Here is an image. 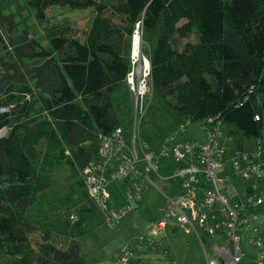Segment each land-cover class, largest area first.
Masks as SVG:
<instances>
[{"label":"trees","instance_id":"trees-1","mask_svg":"<svg viewBox=\"0 0 264 264\" xmlns=\"http://www.w3.org/2000/svg\"><path fill=\"white\" fill-rule=\"evenodd\" d=\"M54 6L96 12L83 34L60 27L44 46L28 19L46 23ZM139 22L154 42L155 92L175 98L179 116L235 128L237 148L264 140V0H0V130L8 129L0 138V264H86L74 232L88 227L96 237L105 213L88 194L85 170L98 159L102 135L126 132L113 97L127 84ZM42 159L65 162L82 192L67 208L68 240L60 244L31 238L40 232L32 213L42 215L47 201ZM128 194L120 207L131 203Z\"/></svg>","mask_w":264,"mask_h":264},{"label":"built area","instance_id":"built-area-1","mask_svg":"<svg viewBox=\"0 0 264 264\" xmlns=\"http://www.w3.org/2000/svg\"><path fill=\"white\" fill-rule=\"evenodd\" d=\"M142 36V23L139 22L132 36L131 69L126 84L132 98L134 115L133 146H128L126 132L122 127L115 129L109 136H101L98 159L85 170L88 194L105 213V223L109 227L120 224L133 210L132 203L141 197L142 181L145 180L152 187L165 184L166 179L160 175L159 163L161 160H175L179 163L175 176L180 180V193L175 197L166 196V215L154 225L155 234L166 232L169 227L185 229L201 243L205 264H242L246 257L241 247V233L244 230L254 234L249 238L251 243L257 246L264 244V238L259 235L260 228L252 224L264 217V140L237 148L231 157L234 174L228 172V152L221 143L224 127L221 121L209 119L203 124L206 142L197 139L178 141V132H175L164 139L160 152H147L149 148L140 142V130L155 88L151 53L148 48L145 49ZM136 37L140 38V44L135 52ZM3 109V112L7 110ZM7 132L8 129H1L0 137ZM138 145L144 155L142 158L138 153ZM223 170L225 177L219 176ZM150 174L158 176L157 183L151 180ZM237 177L246 183V200L240 196L230 200L221 191V185H224L229 193ZM134 178L140 180V183L137 181L136 191L127 196L131 203L119 210L110 209L109 199L112 196L108 186ZM70 222H79L78 215L73 213ZM140 241L150 246L156 243L145 237ZM122 260L123 264L127 262L126 258Z\"/></svg>","mask_w":264,"mask_h":264},{"label":"rangeland","instance_id":"rangeland-1","mask_svg":"<svg viewBox=\"0 0 264 264\" xmlns=\"http://www.w3.org/2000/svg\"><path fill=\"white\" fill-rule=\"evenodd\" d=\"M48 11L49 19L46 23H36L30 17L28 19L31 28H35L36 39L44 46H48L47 36L49 33L60 27H67L71 24L75 33L83 34L90 27L96 9L94 7L72 9L68 6H54ZM132 41L131 39L130 57L133 50ZM142 41L145 49L148 48L152 52L154 42L149 44L144 35ZM113 99L118 116L122 121L121 125L126 129L127 144L132 147L134 115L131 95L126 88H121ZM174 104H176L175 98L169 97L165 100L156 92L154 93L140 130V142L149 148L146 150L147 152H160L164 139L170 133L175 132H178L176 137L178 141L184 142L190 139H197L199 142L207 141L206 133L202 127L203 123L190 122L179 116L173 109ZM232 132L235 135L234 138L230 137ZM222 134L221 143L224 144L228 152V172L234 174L235 169L231 157L237 151V142L241 139V134L235 128L225 125ZM250 143L252 142L246 141L245 144L250 145ZM138 153L141 158L144 156L139 145ZM39 165L46 185L44 194L47 201L43 206L42 215L39 214V209L32 213L34 225L39 227L40 232L32 235L31 238L35 245L46 239L60 244L68 240L64 234L67 229H63L62 225L67 221V208L80 202L81 188L77 183V177L73 175L65 162H59L52 166L50 161L42 159ZM178 165L179 163L175 160L160 161V175L166 179L165 184L152 187L145 180L142 181L143 189L139 204L116 228H111L104 222L98 228L99 232L96 237L86 233L88 227L85 229V234L74 232L76 243H79L82 248L86 264H123V257L128 260L126 264H204V253L194 234L187 233L185 229L174 232L171 227L166 232L155 234L154 225L162 217V210L166 207V196L175 197L180 193V180L175 176ZM219 176L225 177L224 170L219 172ZM149 177L153 182H158L157 175L150 174ZM132 180L133 182L129 183L114 182L112 184L115 198L112 195L109 199L110 209L119 210L120 205L118 204L124 202L125 194L136 191L135 185L138 180L136 178ZM221 191L230 200H234L238 196L243 200L247 199L246 183L239 177L235 179L234 188L229 193L224 185H221ZM103 220L102 217L100 221L103 222ZM252 224L260 228L259 235L264 238V217L253 221ZM253 235L247 230L241 233V247L247 255L242 264H264V244L257 246L251 243L249 238ZM142 237L153 239L157 242V247L150 248L140 245L139 240Z\"/></svg>","mask_w":264,"mask_h":264},{"label":"crops","instance_id":"crops-1","mask_svg":"<svg viewBox=\"0 0 264 264\" xmlns=\"http://www.w3.org/2000/svg\"><path fill=\"white\" fill-rule=\"evenodd\" d=\"M122 88H126V89H127L126 86H125V87H122ZM120 89H121V88H120ZM120 89H119V90H120ZM119 90H118V91H119ZM127 90H128V89H127ZM118 91H117V92H118ZM117 92H116V93H117ZM128 92H129V91H128ZM113 98H114V97H113ZM113 103H114V99H113ZM114 106H115V104H114ZM115 112L117 113L116 107H115ZM117 115H118V113H117ZM118 117H119V116H118ZM119 119H120V118H119ZM120 121H121V120H120ZM121 122H122V121H121ZM159 167H160V163H159ZM160 170H161V168H160ZM161 176H162V175H161ZM162 177H163V176H162ZM163 178H164V177H163ZM172 230H173V229H172ZM174 232H175V231H174ZM198 241H199V240H198ZM199 243H200V242H199ZM200 245H201V243H200ZM246 256H247V255H246Z\"/></svg>","mask_w":264,"mask_h":264},{"label":"bare ground","instance_id":"bare-ground-1","mask_svg":"<svg viewBox=\"0 0 264 264\" xmlns=\"http://www.w3.org/2000/svg\"><path fill=\"white\" fill-rule=\"evenodd\" d=\"M139 44H140V38L136 37V39H135V45H136L135 52H136V49H138Z\"/></svg>","mask_w":264,"mask_h":264},{"label":"clouds","instance_id":"clouds-1","mask_svg":"<svg viewBox=\"0 0 264 264\" xmlns=\"http://www.w3.org/2000/svg\"><path fill=\"white\" fill-rule=\"evenodd\" d=\"M204 264H205V262H204Z\"/></svg>","mask_w":264,"mask_h":264}]
</instances>
